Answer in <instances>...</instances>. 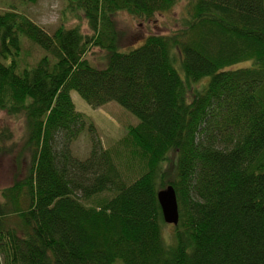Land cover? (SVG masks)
I'll use <instances>...</instances> for the list:
<instances>
[{"label":"trees","instance_id":"1","mask_svg":"<svg viewBox=\"0 0 264 264\" xmlns=\"http://www.w3.org/2000/svg\"><path fill=\"white\" fill-rule=\"evenodd\" d=\"M65 1L90 33L0 12V110L27 126L18 174L0 190V264H264V0H185L180 27L129 51L118 14L150 22L183 0ZM22 36L45 55L19 72ZM93 49L107 65L90 63ZM73 92L139 124L109 150L93 137L76 158L87 117ZM12 137L0 132V154L14 153ZM123 159L139 162L132 181ZM169 187L177 225L158 200Z\"/></svg>","mask_w":264,"mask_h":264},{"label":"rangeland","instance_id":"2","mask_svg":"<svg viewBox=\"0 0 264 264\" xmlns=\"http://www.w3.org/2000/svg\"><path fill=\"white\" fill-rule=\"evenodd\" d=\"M186 6L187 2L183 0L171 12L158 15L150 22L135 19L126 12L118 14L115 17L117 29L125 35V39L122 41V51H129V49L138 47L150 34H170L176 30L181 26L180 20L184 17ZM10 9L26 15L50 33L56 31L64 23L68 27L81 25L84 33H90L82 14L72 15L66 12L65 0H39L36 4L23 0H0V12ZM21 45L22 52L20 56L15 58L19 64V72L23 71L24 68L34 66L45 55V52L39 46L24 36L21 37ZM88 59L94 66L104 67L107 62V55L105 51L93 49L89 53ZM248 66H251V62L238 65L235 68ZM176 69L182 79L185 80V75L180 68L176 66ZM208 81L209 78L203 80L199 88L203 87ZM72 98L77 110L87 117V127L72 143L73 155L76 158L84 160L89 156L93 147V137L96 136L100 140L103 149L109 150L126 136L130 126L139 124V119L136 116L117 103L111 102L100 108H92L77 93L73 92ZM90 124H93L96 135L90 131ZM4 129H9L13 135L12 140L7 145H14L16 149L12 155L0 154V190L12 186L15 176L18 174L20 165L17 166L15 154L21 151L27 133L25 120L10 118L5 111L0 110V132ZM138 165V160L134 162V165L129 164V160L124 159L118 162L119 168L121 167L120 170H122L128 181H132L138 175ZM25 166L26 160L22 161V169ZM172 233L173 227L165 228L164 236L167 241ZM116 264H122V262L118 261Z\"/></svg>","mask_w":264,"mask_h":264},{"label":"water","instance_id":"3","mask_svg":"<svg viewBox=\"0 0 264 264\" xmlns=\"http://www.w3.org/2000/svg\"><path fill=\"white\" fill-rule=\"evenodd\" d=\"M158 200L162 208L165 223L168 225H177L179 223V206L173 187L160 191Z\"/></svg>","mask_w":264,"mask_h":264}]
</instances>
